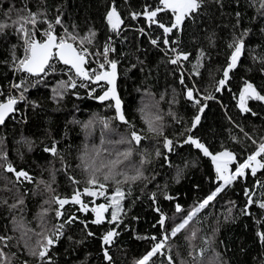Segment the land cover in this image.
<instances>
[{
    "label": "trees",
    "instance_id": "16d2710c",
    "mask_svg": "<svg viewBox=\"0 0 264 264\" xmlns=\"http://www.w3.org/2000/svg\"><path fill=\"white\" fill-rule=\"evenodd\" d=\"M110 2L0 0V23L9 25L0 32V93L5 97L13 92L12 84L27 81L26 99L19 102L20 118L8 117L0 125V153H6L7 162L26 170L32 177L31 182H23L26 188L21 189L12 175L4 167L0 168V233L12 237L7 247L3 244L0 247H4L12 264H24L25 261L27 264H48L29 255L15 223L22 222L33 232H40L39 214L49 207L46 200L52 195H67L74 185L87 187L86 181L93 167L115 159L109 153L123 152L128 147L116 143L128 133V125L115 118L110 100L94 98L103 94L106 85L93 95H88L82 88H67L63 89L62 97H55L53 89L59 86V82L67 81L61 65L42 78L14 71L12 56L15 53L22 57L23 40L16 31L18 25L13 26L12 21L18 18V13L26 15L22 11L26 7L31 12L41 13L40 20L46 17L48 21H54L60 15L62 24L55 26L56 34L60 36L64 35L65 28L79 37L87 36L90 29L94 30L95 40L87 45L91 50L100 49L108 36L113 37L116 52L111 58L119 61L117 89L126 119L141 136L146 137L139 146H132L133 155L120 170L134 175L135 168L141 167L142 158L149 163L142 166L143 178L123 185L126 193L120 214L123 222L117 229L119 235L109 247L112 264H137L165 233L169 234V239L161 249L163 252L152 256L148 264H169L166 255H170L175 264H209L210 260L216 259L219 264H264V244L257 237V232L264 231V212L258 206L250 208L251 216L241 211L247 200L246 189L252 190L256 200L264 197V187L256 183L258 180L264 182V169L258 170L256 176L251 175L250 169L245 170V177L225 187L208 206L200 209L184 230L175 237L170 236L172 228L182 223L189 211L221 183L216 180L211 158L205 157L193 145L182 143L185 137L180 133L191 127L197 114V109L186 98L185 85H195L201 100L202 95L209 92L215 96L206 102L201 122L191 133L211 152L227 148L236 155L237 163H242L264 139V102L249 101V113H243L237 107L239 90L245 81L253 83L264 93V63L260 59L264 57V16L261 15L264 10L258 11V0L256 3L253 0H223L222 7L217 0H204L199 12L185 20L183 30L171 34V40L178 43L165 46L161 42L157 47L150 43L149 37H162L163 30L155 24L149 27V21L143 16L132 19L130 13H140L146 6L154 9L158 0H115L124 20L119 35L110 31L105 19ZM9 9L12 11L6 16ZM236 13H240L239 23ZM157 18L167 24L171 20L170 10L159 13ZM37 28L36 36L42 38L40 31L46 29L47 24L38 23ZM141 28L146 34L138 31ZM244 29L251 30L245 37L246 50L237 67L230 72L227 86L215 92L231 52L227 45ZM171 46L190 53L189 60L171 64L170 59L174 58L169 50ZM201 50L204 55L200 59V75H195L193 65L197 64ZM182 72L185 85L180 84ZM202 103L205 102L202 100ZM253 112L256 115H252ZM157 114L162 117L164 136L178 142L176 151L169 154L173 166L165 163L163 155H155L163 137H156L149 131L147 120ZM94 115L98 119L86 129L84 124ZM101 120L110 121L108 129ZM27 141L31 142V148ZM52 141L57 142L59 154L55 156L44 151ZM105 148L108 152H104ZM161 152L166 153V150L161 148ZM4 163L0 160V164ZM176 166L183 169L179 178ZM73 178L78 183H73ZM118 178L123 180L122 176ZM45 185H50L54 191L49 194ZM107 186L111 194L114 182L108 181ZM154 193L155 201L152 199ZM165 195L174 199L168 200ZM21 196L24 204L10 207ZM177 203L181 206L180 212L176 211ZM157 207L166 217L163 227L158 223L160 213L155 210ZM56 208V204L51 205L45 216L48 230H52L58 220ZM110 212L111 209L109 218ZM226 216L230 218L226 219ZM257 220L262 222L257 223ZM192 230L197 234L189 240ZM33 232H29V243L35 246L37 237ZM153 236L157 239H151ZM201 249L206 250L203 257L199 255ZM49 252L52 264H108L101 255L97 238L88 236L76 222L65 224L63 235Z\"/></svg>",
    "mask_w": 264,
    "mask_h": 264
},
{
    "label": "snow or ice",
    "instance_id": "6c2138e0",
    "mask_svg": "<svg viewBox=\"0 0 264 264\" xmlns=\"http://www.w3.org/2000/svg\"><path fill=\"white\" fill-rule=\"evenodd\" d=\"M256 2L257 0H253V3ZM258 2L260 6L258 11L264 10V0H258ZM203 3L204 0H158V6H156L154 9L150 6H146L142 12H132L130 13V16L132 19H137V17L143 16L149 21V27L155 24L158 28L163 30L162 37L155 39L149 37L150 43L153 46L159 47L161 42L165 46H170L178 43V41L171 40V34L174 31H182L185 20L190 19L195 14H197ZM217 3H219L221 7L223 6V0H217ZM169 10L173 19L169 20L167 24L161 22L157 18L158 14ZM11 11L12 9H9V13H5V15L9 16ZM22 11L26 12V15H20L18 13V18L12 21L13 26L18 25L16 31L21 35L24 47V56L22 58L17 57L15 53H13L12 66L14 71H22L27 73L29 76H40L41 74L47 75L49 70L54 72L56 70L54 62H59L66 66L69 73L68 80L59 82V86L53 89L55 97H62L64 94L63 89L76 88V78H80V87L88 86L83 81H88L89 83L105 82L108 85L107 90H103V85H100L101 89L103 90V94L95 96L94 98L100 101H107L109 98H111L115 101V118L128 125V133L122 135L121 138L116 141V143L120 145H128V147L123 152L116 151L114 154L109 153V155H114L115 159H110L107 161V163L101 162L98 167H93L90 170L89 177L86 181L88 186L82 191L76 189L70 198H61L58 195H52L49 200H46L45 204H47L49 207L42 209V212L39 214L41 221L40 232H33V230L26 228L22 222L17 224V229L21 232V240H23L24 248L27 249L29 255L38 257L41 262L47 261L48 264H52L51 257L48 255L51 246H53L59 240L60 236L63 235V228L65 224H72L79 218L75 214H72L63 223L54 226L52 230H48L46 227L45 216L51 209V205L56 204L59 206L58 208L54 209L55 216L59 219L63 216L61 209H63L64 206L68 204L79 205L80 207L78 211L87 213L89 211V204L84 202L82 199L83 196H87L89 198L105 197V203L95 204V200L90 201V203L95 204V206L91 208V211L95 213V219L92 220L91 223L100 225L104 222H107L110 225H113L112 228L108 229L101 236V250L103 252L104 259L108 262V264H112V257L109 254L107 245H111L114 242V238L119 235L117 229L119 228L120 223L123 222L120 220V214L123 212L122 201L126 196L123 185L125 183L135 182L143 178L144 174L142 171V166L146 163H149L146 158H142L140 160L141 167L135 168L134 175H129L127 172L120 170V168L125 166V161L129 160V158L133 155L132 146H139L141 142L146 139V137L141 136L126 119V113L121 107V99L117 95L116 81L118 77L117 69L119 61L117 59L110 58V54L116 52V48L113 45V37L108 36L106 38V41L100 46L101 50L90 51L87 45L93 44L95 40L96 32L94 30L90 29L87 36L79 37L78 34L70 33L65 28L64 35L60 36L55 32V26L62 24L60 15H57L54 21H48L46 17L45 19L40 20L39 17L42 14L39 12H31L26 7ZM261 15L264 16V11H261ZM236 16L237 23H239L240 13H236ZM105 19L110 31L116 35H119L122 31L121 26L124 24V20L118 11L115 0H111ZM38 23L47 24V28L43 31L42 38H37L36 36L38 31ZM8 26L9 25L7 24L0 23V32H3ZM138 31H140L141 34H146L143 28L139 29ZM250 31V29H244L240 35H234L232 42L227 45L228 49H231V52L227 56L226 67L222 69V78L217 81V86L214 89L215 92H220L227 86L230 79V72H232L237 67L241 56L246 50L245 37L249 35ZM262 31H264V29H262ZM70 40L72 42H69ZM169 50L172 53H175L174 58L170 59V63L173 65L178 64L181 60L188 61L191 55L190 53L178 50L175 46H171ZM203 55L204 53L201 50L200 55L197 57V64L193 65L195 75H200V59L203 57ZM260 59L261 63H264V57H261ZM92 63H96L97 67L92 68ZM132 67H135V65ZM26 83V80H21L19 83H14L11 85L13 89L20 91L19 97L10 94L5 99L3 98V93H0V125L5 123L6 118H8L10 114L16 112V105L18 102L26 99L24 95V92L27 90L25 87ZM180 84L185 85V76L183 72L180 73ZM185 87L186 98L192 103L193 107L197 109V114L191 121V127L180 133L181 136L185 137L182 143L185 145H193L196 149L200 150L205 157L211 158V161L215 166L216 180L220 181L221 183L218 184L215 190L212 191L205 199H203L197 207H194L189 211L187 218L183 219L182 223H179L172 228L170 233L171 237L177 236L178 233L184 230L189 225V222L193 219V217H195L200 211V209L208 206L209 203L213 201L216 196L224 190L225 187L230 186L238 178L245 177V170L250 169L251 175L256 176L258 170L264 169V159H258V157H264V139L259 142L256 150L251 152L242 163H237L236 155L227 148H225L223 151L213 153L203 142H201L199 138H194L191 133L193 129H196L201 122V114L204 113L207 107L206 102L215 99V96L211 92L203 94L202 100L205 103H202L201 94L195 85H193V87H187L185 85ZM93 92H95V88L91 89L89 95H91ZM252 100L264 102V93H262V91L259 90L253 83L245 81L243 87L239 90L237 107L241 112L249 113L251 112V109L248 107V103ZM141 111L143 112L144 110L141 109ZM252 115H256V113L253 112ZM97 119L98 117L94 115L91 120L84 124V127L86 129H90L92 124ZM161 121L162 117L160 115L157 114L152 116L147 120L148 129L156 137H163L160 147L156 149L155 155L157 157L163 155L165 163L169 164V166H173L169 160V154L176 151L178 142L174 141L173 139H169L167 136H164L163 124ZM101 123L105 129L109 128L110 121L101 120ZM111 130L114 131V129ZM27 143L31 148V142L27 141ZM253 143L256 144V141H253ZM161 148L166 150V153H162ZM44 151L51 153L54 156L58 155L59 152L57 142L52 141L50 146H46L44 148ZM104 152H108V149L105 148ZM97 153L99 154V150H97ZM0 160L5 162L4 164H0V168L5 167L6 164L5 170L14 174L17 183L32 181V177L27 171L23 169L17 170L10 162H7L6 153H0ZM233 165H235L234 171L232 170ZM176 169L177 177L179 178L183 169H181L179 166H176ZM97 173H100V175L98 176ZM121 176L123 177V180L118 178ZM108 181L114 182L115 185L111 194H109L108 191ZM73 183L78 182L73 178ZM256 183L257 185L264 187V182L258 180ZM45 187L49 194L54 191L50 185H45ZM244 195L247 197V200L245 202V207L241 210L242 214L251 216L252 213L250 208L253 206H258L259 210L264 212V197L259 200L254 199L251 189H246ZM165 198L168 200L174 199L170 195H165ZM152 199L155 201V193L152 195ZM23 204L24 200L21 196L17 202L10 207L16 208L18 206H22ZM175 207L177 212L181 211L180 204L177 203ZM109 209H111V218L105 221L104 214L108 212ZM155 210L160 213V219L158 223L161 227H163L166 220L165 214L160 210L159 207H157ZM229 211L231 210L229 209ZM228 218L230 217L226 216V219ZM261 222L262 221L257 220V223ZM80 223L84 225V230L87 232L88 236L95 235L93 232L88 230V222L80 221ZM29 232H33V235L37 237L35 246H32L29 243V240L31 239ZM196 234V230H192L191 236L188 237V239L191 240L195 238ZM257 237L260 242L264 244V231L257 232ZM11 239L12 237L10 236L0 235V244H3L4 247H7L8 242ZM151 239L156 240L157 238L151 237ZM168 239L169 234L165 233L163 238L159 242L155 243L151 250L148 251L147 254L142 257V259L137 261V264H148L150 258L165 247V242ZM4 247H0V264H12L8 254L4 251ZM205 251V249H201L199 255L203 257ZM14 255L15 254H13V256ZM168 260L169 264H175L170 255L168 256ZM24 264H27V262L25 261ZM209 264H219V261L218 259L210 260Z\"/></svg>",
    "mask_w": 264,
    "mask_h": 264
},
{
    "label": "flooded vegetation",
    "instance_id": "af4514ba",
    "mask_svg": "<svg viewBox=\"0 0 264 264\" xmlns=\"http://www.w3.org/2000/svg\"><path fill=\"white\" fill-rule=\"evenodd\" d=\"M171 13V12H170ZM171 19H173L172 15H171ZM17 169V168H16ZM18 170V169H17ZM10 173V172H9ZM14 180H15V176L13 175V173H10ZM16 181V180H15ZM26 182V181H24ZM20 185L18 187H20L21 189H25L26 186L23 185V183H19ZM85 187H78L77 185H74L72 190L67 194V195H63V196H60L61 198H64V197H71V195L73 194V192L76 190V189H79V190H83ZM82 199L84 200L85 203H88L89 204V211L87 213L85 212H82V211H78L79 209V205H74V204H68V205H65L63 209H61V211L63 212V216L61 218H57L58 220L55 222V226L60 224V223H63L65 220L68 219L69 216H71L72 214H75L79 219L76 221L77 224H80L83 229H84V225L82 223H80V221H86L88 222V230L93 232L95 235V237L97 238V240L99 241V247H100V252H101V255L104 259V256H103V252H102V241H101V236L110 228H112L113 226H111L109 223L107 222H104L100 225H96V224H92L91 221L95 219V213H93L91 211V208L95 206V204H99V203H105L106 202V198L105 197H95V198H89L87 196H83ZM92 200H95V204H92L90 203V201ZM59 206L57 205V208ZM105 216V221H107L109 218V211L106 212L104 214ZM18 224L20 222H17ZM17 223H15V226L17 227ZM92 229H91V228ZM1 231V229H0ZM87 234V232H86ZM0 235H2V233H0ZM114 241H115V238H114ZM113 244V243H112ZM111 244V245H112ZM56 243L53 245L55 246ZM111 245H107L108 247V250H109V247ZM51 246V247H53ZM50 253V252H49ZM48 253V255H49ZM55 255H57V252L55 253ZM105 260V259H104Z\"/></svg>",
    "mask_w": 264,
    "mask_h": 264
},
{
    "label": "bare ground",
    "instance_id": "6f19581e",
    "mask_svg": "<svg viewBox=\"0 0 264 264\" xmlns=\"http://www.w3.org/2000/svg\"><path fill=\"white\" fill-rule=\"evenodd\" d=\"M43 35V34H42ZM90 51H99V50H101V48L100 49H96V50H91V49H89ZM22 57L24 56V47L22 48ZM174 56V55H173ZM110 58H111V54H110ZM182 63V62H181ZM57 65H61V68L63 69V73L66 75V77H67V80H68V76H69V74H67V72H65L64 70H65V68H66V66H64V65H62L61 63H57ZM56 65V66H57ZM55 66V67H56ZM56 71V70H55ZM54 71V72H55ZM50 73H53V71H49L48 72V74H50ZM47 74V75H48ZM45 74H41L40 76H35V77H40V78H42L43 76H44ZM47 75H45V76H47ZM44 76V77H45ZM80 80H77V87L76 88H82V89H84L85 91H86V93L89 95V93L90 92H88V88L90 89V91H91V89L92 88H90V87H92V86H95V84H100V85H103V88H104V86L106 85V83L105 82H99V83H89L88 81V83L89 84H87V83H85V84H87L88 86L87 87H80L79 85H80ZM90 86V87H89ZM70 89H72V88H70ZM106 89H107V85H106ZM100 90H102L101 89V87H99L97 90H95V92H93L91 95H93V94H95L96 92H98V91H100ZM15 95V96H17V97H19V94H20V92H18L17 94H14L13 92H10V93H8L7 95H5V97H3V98H5L6 99V97L8 96V95ZM120 96V95H119ZM121 98V97H120ZM20 102V101H19ZM19 102H18V104L16 105V112L15 113H13V114H10V116L9 117H11V118H20V114H21V112H22V110L19 108ZM19 116V117H18ZM6 120H7V118H6ZM6 168V164H5V167H4V169ZM18 170H20V169H18ZM24 170V169H23ZM6 171V170H5ZM26 171V170H25ZM7 172V171H6ZM14 175V174H13ZM31 176V175H30ZM154 237V236H153ZM163 252V251H162Z\"/></svg>",
    "mask_w": 264,
    "mask_h": 264
},
{
    "label": "built area",
    "instance_id": "2783aa9c",
    "mask_svg": "<svg viewBox=\"0 0 264 264\" xmlns=\"http://www.w3.org/2000/svg\"><path fill=\"white\" fill-rule=\"evenodd\" d=\"M43 31H44V30H41V31H40L41 34H43ZM173 55L175 56V53H173ZM54 63H55V66H56L58 62H54ZM91 67H92V68H95V67H97V64H96V63H92V64H91ZM49 71H50V70H49ZM49 71H48V72H49ZM64 71L67 72V74H69L68 71H67V68H65ZM76 79H77V80H80V78H76ZM83 82L89 84L87 81H83ZM89 87H90V86H89ZM99 87H100V84H95V86H92V87H90V88H95V90H97ZM88 92H90V89H89V88H88Z\"/></svg>",
    "mask_w": 264,
    "mask_h": 264
},
{
    "label": "water",
    "instance_id": "95a60500",
    "mask_svg": "<svg viewBox=\"0 0 264 264\" xmlns=\"http://www.w3.org/2000/svg\"><path fill=\"white\" fill-rule=\"evenodd\" d=\"M69 42H71V41H69ZM117 71H118V69H117ZM117 80H118V77H117ZM107 85V84H106ZM107 87H108V85H107ZM107 90V89H106ZM116 91H117V95L119 96V92H118V89H117V81H116ZM120 97V96H119ZM121 99V98H120ZM109 100L112 102V106H113V109H114V111H115V101L113 100V99H111V98H109ZM121 107H122V110H124L123 109V101H122V99H121ZM119 121V120H118ZM119 122H121V121H119ZM159 253H162V250H160V252ZM168 256L169 255H166V258H167V260H168ZM169 261V260H168Z\"/></svg>",
    "mask_w": 264,
    "mask_h": 264
},
{
    "label": "rangeland",
    "instance_id": "374dc122",
    "mask_svg": "<svg viewBox=\"0 0 264 264\" xmlns=\"http://www.w3.org/2000/svg\"><path fill=\"white\" fill-rule=\"evenodd\" d=\"M171 56H173V53H172V52H171ZM21 58H22V57H21ZM13 92L17 94V93L20 92V91L14 89ZM17 224H18V223H17Z\"/></svg>",
    "mask_w": 264,
    "mask_h": 264
}]
</instances>
